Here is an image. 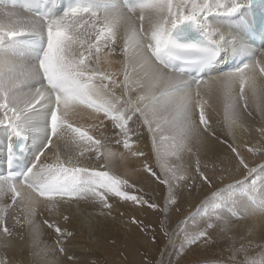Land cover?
<instances>
[{"label":"snow or ice","instance_id":"6c2138e0","mask_svg":"<svg viewBox=\"0 0 264 264\" xmlns=\"http://www.w3.org/2000/svg\"><path fill=\"white\" fill-rule=\"evenodd\" d=\"M50 4L51 0H24L19 5L24 13H20L15 10L16 0H13L11 9L5 0H0V112L3 113L0 126L5 128L10 138L15 137L18 141L8 145V172L6 177H0V192H10L13 204L21 197L27 212V223H32L28 216L34 215L39 201L33 199L31 194L27 198L22 197L15 182L17 177L31 193L48 201H55L56 198H90L111 208L108 194H114L137 203H147L122 191V187L128 184L126 180L108 171L79 166L78 157L72 154L65 130L72 134L71 144L90 143L94 147L85 150H95L97 156L100 155L101 140H94L87 131L69 123L67 117L77 105L87 106L111 119L114 128L119 130L116 135L124 138L125 148H129L132 133L129 122L133 117L142 120L149 132L153 133V149L158 160L157 133L163 132L165 126L179 136V145L174 144L173 147H187L188 151L202 143V135H216L210 128L206 113L209 101L205 96L218 95L222 98L226 126L230 131L239 122L241 108H248L247 93L251 94L257 111L264 112V84L258 80L256 73L259 68L260 74L264 76V66L260 60L248 62L253 59L254 53L241 30L233 26V17L244 21L247 11H264V0H247V3L244 0H179L175 4L173 0H123V6L129 12L141 9V21L144 20V9L151 10L153 16L150 17V42L146 45L151 57L143 62L137 57L141 56V50L145 47L144 38L130 18L126 22L122 49L125 55L123 93L119 96L114 91L119 86L117 82L94 65L100 60L101 47L98 42L102 37L104 47L114 51V29L125 20L120 0H68L67 6L62 7L60 12L54 10V4ZM5 18L7 23L4 22ZM86 24L88 28H85ZM224 28H230L231 31L222 30ZM92 35L95 36V42L91 39ZM22 36H30V40L19 39ZM261 39L264 40V31L261 32ZM228 48L240 57V63L218 77L209 76L205 79V74L211 70L221 52ZM152 57L155 60L149 63ZM192 73L196 75L192 76ZM185 76L189 79H184ZM98 79L100 83H96ZM104 81H111L112 87ZM34 84L39 87L33 90ZM193 85L197 89L195 96L191 91ZM201 88L204 89L203 94ZM131 92L136 95L131 96ZM37 104L40 105L39 109L36 108ZM194 109L199 111L198 124L192 119ZM38 116L44 122L42 129L36 127ZM32 131H44L45 142L37 151L35 162L24 166L23 141ZM53 137L57 140L55 150L52 149ZM168 138L161 135L159 140ZM60 141L64 142L63 149ZM115 143L119 144L121 140ZM230 147L239 157L237 149ZM46 151L53 152V163L40 162ZM65 152L66 159L62 158ZM132 154L144 155L143 152ZM83 155L84 152L78 154ZM239 163L248 169L249 175L258 171L257 168H249L242 157ZM161 167L165 170V178L161 182L169 190L167 200L174 204L179 182L188 177L183 173L176 175L166 163L161 164ZM145 168L155 176L147 164ZM258 168L259 173H264V165ZM201 177L211 182L203 173ZM257 179L264 181V176L258 175ZM173 180L177 183L173 184ZM255 183L256 180H253L252 185L255 186ZM232 192V185L218 190L202 202L195 213L181 221L174 232L166 231L168 247L176 254L183 255L193 244L201 241L207 244L211 239L209 229L215 230L221 222H225V210L232 216L240 214L241 205L230 198ZM244 200L247 202L246 211L264 216V199L257 201L251 193H246ZM49 206L55 207V204ZM149 207L157 206L150 204ZM202 213L208 218L205 227L189 231L186 227L188 221L195 224ZM6 214L5 208L0 213V225H3L2 231L8 237L12 233L4 224ZM44 224L61 233L59 227L47 220ZM8 246L6 239L0 242V247ZM59 250L64 251L63 248ZM239 251H246L243 245ZM261 257L258 261L246 255L243 261L237 262L233 256L230 264H264V252ZM0 264L6 262L0 260Z\"/></svg>","mask_w":264,"mask_h":264},{"label":"bare ground","instance_id":"6f19581e","mask_svg":"<svg viewBox=\"0 0 264 264\" xmlns=\"http://www.w3.org/2000/svg\"><path fill=\"white\" fill-rule=\"evenodd\" d=\"M173 2L175 4L179 0H173ZM222 2H226V0H222ZM244 2L247 3V0H244ZM15 10L24 13L22 10ZM121 11L125 20L121 21L114 29L115 43L112 45L114 51L104 47L102 37L101 41L98 42L101 47L100 60L97 65H94L99 67L102 72L111 75L112 79L117 82L119 86L114 88L117 96L123 93L125 55L122 49L124 47L126 22L130 18L133 26L144 38L145 47L141 50V56L137 57L143 62L151 57L150 51H146V45L150 42L152 28L150 17L153 16L151 10L144 9V20L141 21V9L137 8L132 12H129L128 9H121ZM87 19L88 17L85 16V20ZM4 22L7 23L6 18ZM236 22L237 20L233 18V26L237 28ZM85 28H88L87 24ZM222 30L231 31L230 28ZM87 38L86 35L85 39ZM91 39L95 42L94 35L91 36ZM251 50L254 55L253 59L248 62L253 63L255 60H260L262 66H264V49ZM93 52H95L94 49ZM232 54L236 55L231 48L225 49L223 53L226 59ZM154 60L155 58L152 57L149 63L154 62ZM129 72H131L130 67ZM256 73L258 80L264 84V76L260 74L259 68L256 69ZM222 74L224 73L211 70L205 74V79L209 76L215 78ZM183 78L189 79L188 77ZM96 83H100L99 79ZM104 83H108L112 87L111 81H104ZM35 87H39V85L34 84L33 90ZM191 91L195 96L197 91L195 85ZM201 92L203 94V88H201ZM247 94L249 96L248 108L247 110L241 108L239 122L237 125L232 126L231 131L226 126L222 98L218 95L205 96L209 101L206 105V113L210 121V128L214 130L216 135H202V143L197 144L191 151H188L187 147H173L174 144L179 145V136L165 126L163 132L157 133L159 160L153 149V133L149 132L148 126L144 125L143 121L137 119V117H133V120L129 122L132 133L130 134L129 148H125L123 146L124 138L116 135L119 130L114 128L111 119L106 118L103 113H96L93 109L84 105H77L70 111L67 119L73 127H81L94 140H101L99 156H97L95 150H85L94 147L90 143L73 145L70 142L71 132L65 130V136L68 139L73 156L78 157L79 166L108 171L111 175L118 176L117 174H119L129 181L135 180L142 187H151L153 183L145 168V164L149 165L152 160L157 163L164 178L165 170L161 167V164L166 163L177 175L181 171L196 174L197 163L200 165L204 163L206 164V167H203L204 171L208 174L226 173L225 175L228 178L233 179L242 176L241 179L244 180L248 169L239 163V159L242 157L249 168H254L264 160L263 153L260 158L252 155V152H256V149L264 150V112L257 111L251 94ZM130 95L134 97L136 93L131 92ZM36 106L37 109L40 108L39 104ZM2 115L3 113L0 112V116ZM192 119L195 124L199 123L198 110H193ZM35 123L37 128H43L42 117L38 116ZM45 135L44 131H32L23 141L28 144L24 143L25 151L23 155L25 160H29L28 166L35 162V155L45 142ZM161 135L169 138L160 141L159 137ZM15 139L17 138H10L5 128L0 126V177L7 176L8 145L10 142L13 143ZM118 139L121 140L119 144L115 143ZM59 143L63 149L64 142L60 141ZM56 145V137H53V150L56 149ZM230 145L237 149L239 157L232 152ZM249 149H253V151H249ZM80 152H84V155L78 156ZM134 152H143L144 155H133ZM173 152H175V155H172ZM109 153H112V155L109 156ZM66 157L67 152L63 154L62 158L66 159ZM54 161L53 152L46 151L40 162L53 163ZM102 165L103 167H101ZM262 176H264V173ZM15 182L18 190L22 193V197L27 198L31 194L32 198L37 199L39 203L35 208L34 215L28 216V219L32 222L29 224L26 222L27 212L24 203L21 202V197H18L17 202L13 204L10 192H0V213L5 208L7 209L4 224L12 233L11 236L5 237L2 231L3 225H0V242L5 239L9 242L7 248L0 247V260L5 261L6 264H93L94 257L89 253V249L93 248L105 254L106 257L113 258L115 256L116 238H119L121 234L125 235L128 231L126 226L123 227L121 217L123 214L134 212L135 202L117 197L114 194H108V203L111 208H106L98 200L90 198H56L55 201H48L44 197L31 193V190L26 186H22L20 178H16ZM237 190L234 197L237 199V204L241 205L240 214L238 216L226 214L225 222H221L219 227L231 230L236 237H243L246 236L244 234H247L252 239L264 242V216L246 211L247 202L244 200L246 193H251L257 201L264 199V181L259 180L258 184L255 183V186L243 184ZM50 204H55V207H50ZM45 220L59 227L61 233L58 234L54 227H48L44 224ZM213 222L215 223V219H213ZM60 248H63L64 251L61 252Z\"/></svg>","mask_w":264,"mask_h":264},{"label":"rangeland","instance_id":"374dc122","mask_svg":"<svg viewBox=\"0 0 264 264\" xmlns=\"http://www.w3.org/2000/svg\"><path fill=\"white\" fill-rule=\"evenodd\" d=\"M262 153L264 154V150L259 149V151L252 152V155L260 158ZM198 165L200 169L199 172L196 171V174L184 171L177 174L183 173L188 179L179 182L180 186L176 189L177 196L174 204L167 200L169 190L167 185L161 182L164 176L160 173L155 161H150L148 165L155 176L146 169L153 181L151 187H142L135 180L129 181L117 174V177L128 182L127 186L122 187V191L128 195H135L147 203L133 201L135 202L134 212L120 216L123 227L126 226L128 231L125 235L121 234L119 238H116L113 258L106 257L97 249H89V253L94 257L93 264H230L233 256L236 257L237 262H240L245 259L246 255L248 258L259 261L262 258L261 253L264 252L263 241L252 239L247 234H244L246 236L243 237H236L231 230L224 227H218L215 230L209 229L211 239L208 243L205 244L201 241L193 244L185 250L183 255L176 254L168 247L169 237L165 235V232H174L181 221H185L195 213L202 202L211 198L213 193L232 185L233 192L230 198L237 202L234 193L238 191V187L243 184L252 186L253 180H256V184H258L260 179H257V176L263 174L259 173L258 166L264 165V160L254 167L258 169L257 173L252 175L247 173L244 180L241 179L242 176L228 178L226 173L208 174L203 168L206 167V164L197 163ZM201 173L209 177L211 182L203 180ZM176 183L173 180V184ZM150 204H155L157 207H149ZM226 214H229L227 210H225ZM213 219L215 218L213 217ZM207 220L208 218L202 213L197 217L195 224L189 220L186 227L189 231H194L197 228L205 227ZM242 245L246 250L244 252L239 251Z\"/></svg>","mask_w":264,"mask_h":264},{"label":"clouds","instance_id":"9594fccd","mask_svg":"<svg viewBox=\"0 0 264 264\" xmlns=\"http://www.w3.org/2000/svg\"><path fill=\"white\" fill-rule=\"evenodd\" d=\"M26 145H28L26 142H25Z\"/></svg>","mask_w":264,"mask_h":264}]
</instances>
